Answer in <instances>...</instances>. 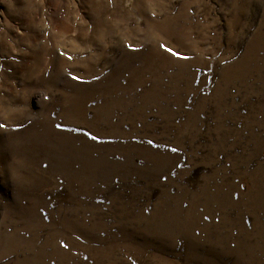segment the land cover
<instances>
[{
  "label": "rangeland",
  "instance_id": "rangeland-1",
  "mask_svg": "<svg viewBox=\"0 0 264 264\" xmlns=\"http://www.w3.org/2000/svg\"><path fill=\"white\" fill-rule=\"evenodd\" d=\"M0 264H264V0H0Z\"/></svg>",
  "mask_w": 264,
  "mask_h": 264
}]
</instances>
